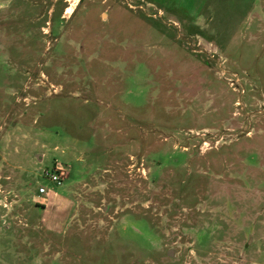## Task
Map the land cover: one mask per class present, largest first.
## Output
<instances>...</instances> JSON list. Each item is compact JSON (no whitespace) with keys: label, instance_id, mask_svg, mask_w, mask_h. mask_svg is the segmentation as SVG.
I'll return each mask as SVG.
<instances>
[{"label":"rangeland","instance_id":"rangeland-1","mask_svg":"<svg viewBox=\"0 0 264 264\" xmlns=\"http://www.w3.org/2000/svg\"><path fill=\"white\" fill-rule=\"evenodd\" d=\"M0 264H264V0H0Z\"/></svg>","mask_w":264,"mask_h":264},{"label":"built area","instance_id":"built-area-1","mask_svg":"<svg viewBox=\"0 0 264 264\" xmlns=\"http://www.w3.org/2000/svg\"><path fill=\"white\" fill-rule=\"evenodd\" d=\"M44 176L56 185H60L67 177L62 167L58 165H55L51 170H46ZM38 191L40 196L47 195V189L44 187H40Z\"/></svg>","mask_w":264,"mask_h":264},{"label":"bare ground","instance_id":"bare-ground-1","mask_svg":"<svg viewBox=\"0 0 264 264\" xmlns=\"http://www.w3.org/2000/svg\"><path fill=\"white\" fill-rule=\"evenodd\" d=\"M71 12V8H68L66 13L69 14Z\"/></svg>","mask_w":264,"mask_h":264}]
</instances>
